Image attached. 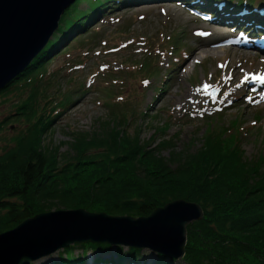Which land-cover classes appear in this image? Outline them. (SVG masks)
Masks as SVG:
<instances>
[{
    "label": "trees",
    "instance_id": "obj_1",
    "mask_svg": "<svg viewBox=\"0 0 264 264\" xmlns=\"http://www.w3.org/2000/svg\"><path fill=\"white\" fill-rule=\"evenodd\" d=\"M82 1L86 3L79 8ZM158 1L179 2L219 17L222 14L214 7L222 1L235 13L242 8L264 10L263 0L254 6V0H76L71 4L46 48L18 79L0 91V105H9L0 118V132L7 120L13 125L22 119L26 123L24 130L8 139L0 134V232L55 209L83 208L138 217L184 199L200 204L203 217L187 225L180 261L264 264V154L245 156L233 132L235 122L233 133L227 127L208 123L196 148L191 147L193 140L179 148V134L165 136L168 123L153 127L145 140L139 129H128L129 109L122 110L126 104L122 105L119 93L113 91L111 116L98 121L93 129L71 131L65 152L58 145L43 143L52 111L47 110L49 97L40 86L55 51L69 38L91 32L97 21L120 6ZM225 19L232 27L244 29L238 19ZM259 23L264 19L253 21L254 25ZM246 31L254 33L251 27ZM68 49L63 47L61 53ZM142 69L141 63L136 64L133 78H145ZM41 101L44 104L40 105ZM125 248L107 242H75L61 248L55 259L41 264L175 263L156 252L150 256L147 247Z\"/></svg>",
    "mask_w": 264,
    "mask_h": 264
},
{
    "label": "rangeland",
    "instance_id": "obj_2",
    "mask_svg": "<svg viewBox=\"0 0 264 264\" xmlns=\"http://www.w3.org/2000/svg\"><path fill=\"white\" fill-rule=\"evenodd\" d=\"M260 1L254 0L252 5ZM207 19L173 1L120 6L97 21L91 32L69 38L55 51L40 86L49 97L47 110L52 111L43 143L58 145L65 152L71 131L93 129L98 121L111 116L109 101L116 91L121 104H126L122 110L129 109L128 129H139L145 140L153 127L168 123L165 136L179 134V148L191 140V147L196 148L208 123L232 132L235 122L233 132L245 156L264 154V53L254 49L252 42L247 46L238 43L245 42L232 28L215 27L212 19ZM207 37L234 39L232 45L245 53L206 55L183 76L182 67L189 59L201 56L195 53L197 43ZM67 46L69 49L61 53ZM176 59L181 61L175 63ZM139 63L145 78H133ZM234 67H240L242 73L231 79ZM213 89L216 94H212ZM8 107L0 105V118ZM24 123L22 119L17 126L7 120L0 134L8 139L24 130ZM60 250L33 262H50ZM13 253L7 264H13ZM149 254L155 256L153 250ZM5 258L0 264H6ZM174 264L185 263L176 260Z\"/></svg>",
    "mask_w": 264,
    "mask_h": 264
},
{
    "label": "water",
    "instance_id": "obj_3",
    "mask_svg": "<svg viewBox=\"0 0 264 264\" xmlns=\"http://www.w3.org/2000/svg\"><path fill=\"white\" fill-rule=\"evenodd\" d=\"M75 1L0 0V91L30 67L53 38L64 11ZM202 217L200 204L184 199L138 217L83 208L40 212L0 232V261L13 251L18 253L11 259L13 264H29L53 250L86 241L147 247L181 260L187 225Z\"/></svg>",
    "mask_w": 264,
    "mask_h": 264
},
{
    "label": "bare ground",
    "instance_id": "obj_4",
    "mask_svg": "<svg viewBox=\"0 0 264 264\" xmlns=\"http://www.w3.org/2000/svg\"><path fill=\"white\" fill-rule=\"evenodd\" d=\"M232 43H235V41L231 40L230 38H224V37L202 38L197 43V47H196V51H195V53L197 51H198V53H201V56L200 57H193V58L189 59L186 62V64H184V66L182 67V72H181L182 75L187 76L189 71H192L195 64L199 61H202L206 57V55L211 54V55L218 56V55H220V52H223L225 54H227L228 52H231L233 54H240L241 56L244 55L245 52H243V50H241L240 48H237L234 45H232ZM241 73L242 72L240 71V67H234V70L231 73V79H233L234 77H240L239 75ZM10 254H11V252H10ZM12 256L16 257V256H18V253L14 252ZM9 259L10 258H9V254H8L7 258L5 259V263H7V260H9Z\"/></svg>",
    "mask_w": 264,
    "mask_h": 264
}]
</instances>
